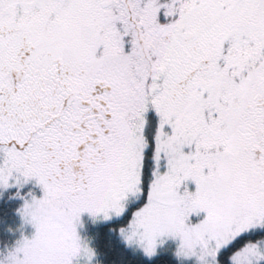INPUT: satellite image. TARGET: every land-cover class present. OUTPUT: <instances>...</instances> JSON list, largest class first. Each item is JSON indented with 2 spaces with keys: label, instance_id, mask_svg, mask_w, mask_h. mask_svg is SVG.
<instances>
[{
  "label": "snow or ice",
  "instance_id": "6c2138e0",
  "mask_svg": "<svg viewBox=\"0 0 264 264\" xmlns=\"http://www.w3.org/2000/svg\"><path fill=\"white\" fill-rule=\"evenodd\" d=\"M5 194L0 264H264V0H0Z\"/></svg>",
  "mask_w": 264,
  "mask_h": 264
},
{
  "label": "trees",
  "instance_id": "16d2710c",
  "mask_svg": "<svg viewBox=\"0 0 264 264\" xmlns=\"http://www.w3.org/2000/svg\"><path fill=\"white\" fill-rule=\"evenodd\" d=\"M18 205L19 201L9 199L8 195L0 199V238H7L8 231L15 226ZM111 227L103 224L88 228L87 237L96 252L97 264H148L143 257L128 249L120 241L117 233L110 230ZM151 264H177V262L169 253H162L158 254Z\"/></svg>",
  "mask_w": 264,
  "mask_h": 264
},
{
  "label": "rangeland",
  "instance_id": "374dc122",
  "mask_svg": "<svg viewBox=\"0 0 264 264\" xmlns=\"http://www.w3.org/2000/svg\"><path fill=\"white\" fill-rule=\"evenodd\" d=\"M5 195H7V194H5ZM20 206H21V202L19 201V205L17 207L19 208ZM83 221H84V227L82 229H80V235L83 239H85L89 243V245L91 247L90 239L87 237L88 228L89 227L94 228L96 226L103 225V223L97 222L95 225H93L92 221L89 220L87 218V216L83 217ZM21 231H23L25 235H29L32 230L28 227L21 229V220H20V218L17 214V211H16V224H15V226L8 231L9 233L7 234V236H8L7 238H0V254L4 253L7 248H11L13 246L14 242L20 238ZM118 238L120 239L119 236H118ZM120 241H121V239H120ZM174 247H175L174 243L169 241L164 247H162L159 250L158 254L169 253L171 255V257L176 261V259L173 256ZM128 249H130L131 251H133V252L137 253L138 255H140L141 257H143V255L141 254V252L139 250H135L133 248H128ZM93 264H97L96 258H95V261L93 262Z\"/></svg>",
  "mask_w": 264,
  "mask_h": 264
}]
</instances>
